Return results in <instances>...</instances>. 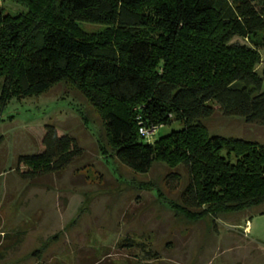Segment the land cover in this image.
<instances>
[{"label": "trees", "instance_id": "obj_1", "mask_svg": "<svg viewBox=\"0 0 264 264\" xmlns=\"http://www.w3.org/2000/svg\"><path fill=\"white\" fill-rule=\"evenodd\" d=\"M12 1L25 12L12 17L0 8V114L13 98L71 84L101 111L123 165L186 171L180 202L168 201L177 214L214 222L264 204V145L210 135L205 126L212 101L228 117L264 125L260 54L233 43L264 31V0ZM77 22L107 29L87 34ZM174 121L179 129L154 137ZM43 146L19 156L30 169L22 177L59 170L76 154L52 125Z\"/></svg>", "mask_w": 264, "mask_h": 264}, {"label": "rangeland", "instance_id": "obj_2", "mask_svg": "<svg viewBox=\"0 0 264 264\" xmlns=\"http://www.w3.org/2000/svg\"><path fill=\"white\" fill-rule=\"evenodd\" d=\"M0 8L12 17L25 12L12 0H0ZM76 26L87 34L107 29ZM233 43L259 52L256 72L262 75L264 31ZM210 105V135L264 145V125L228 117L215 101ZM0 118V264H264V204L214 222L177 214L168 201L180 202L186 171L154 163L138 173L123 165L101 111L71 84L13 98ZM47 125L72 139L76 154L59 170L24 178L30 169L18 158L44 151ZM179 128L174 121L154 137Z\"/></svg>", "mask_w": 264, "mask_h": 264}, {"label": "built area", "instance_id": "obj_3", "mask_svg": "<svg viewBox=\"0 0 264 264\" xmlns=\"http://www.w3.org/2000/svg\"><path fill=\"white\" fill-rule=\"evenodd\" d=\"M141 133L148 137L152 132H145V131L141 130Z\"/></svg>", "mask_w": 264, "mask_h": 264}]
</instances>
